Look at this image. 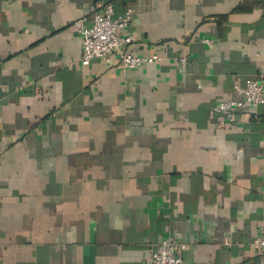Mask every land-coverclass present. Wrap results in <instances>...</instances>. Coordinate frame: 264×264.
Listing matches in <instances>:
<instances>
[{"label": "crops", "instance_id": "0c3cea01", "mask_svg": "<svg viewBox=\"0 0 264 264\" xmlns=\"http://www.w3.org/2000/svg\"><path fill=\"white\" fill-rule=\"evenodd\" d=\"M112 4L133 55L79 64L74 21ZM207 40V41H206ZM185 57V68L179 58ZM264 0H0V264H262Z\"/></svg>", "mask_w": 264, "mask_h": 264}, {"label": "built area", "instance_id": "2783aa9c", "mask_svg": "<svg viewBox=\"0 0 264 264\" xmlns=\"http://www.w3.org/2000/svg\"><path fill=\"white\" fill-rule=\"evenodd\" d=\"M113 12L112 4H105L95 10L90 20L82 17L74 21V27L81 37L82 45L79 64L87 67L94 59L109 61L116 56L121 68L127 70L159 61L156 54L137 56L126 50V46L132 42L133 37L130 34L122 36L120 30L129 25L131 10L127 9L116 17H113ZM186 63L185 57L179 58L181 68H185ZM234 90L241 95L240 98L219 100L213 108L219 116L218 127L233 123L238 111L264 103V82L262 81L247 78L243 84H236ZM253 246L264 254V234L255 240ZM184 248L185 244L173 238H163L157 248L150 250L148 264H183ZM262 264H264V257Z\"/></svg>", "mask_w": 264, "mask_h": 264}]
</instances>
